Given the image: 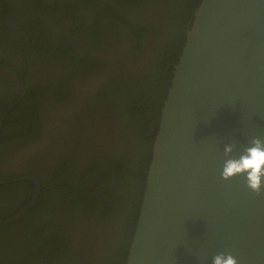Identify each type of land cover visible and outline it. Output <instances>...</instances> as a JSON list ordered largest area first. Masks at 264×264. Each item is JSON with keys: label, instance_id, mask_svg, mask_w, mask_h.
I'll return each mask as SVG.
<instances>
[{"label": "flooded vegetation", "instance_id": "af4514ba", "mask_svg": "<svg viewBox=\"0 0 264 264\" xmlns=\"http://www.w3.org/2000/svg\"><path fill=\"white\" fill-rule=\"evenodd\" d=\"M192 1L0 0V218L38 184L0 224V264H92L130 235L135 117L159 121Z\"/></svg>", "mask_w": 264, "mask_h": 264}, {"label": "water", "instance_id": "95a60500", "mask_svg": "<svg viewBox=\"0 0 264 264\" xmlns=\"http://www.w3.org/2000/svg\"><path fill=\"white\" fill-rule=\"evenodd\" d=\"M264 138V0H200L174 65L124 264H264V195L221 179ZM3 181H0L2 184ZM29 204L0 224L19 220Z\"/></svg>", "mask_w": 264, "mask_h": 264}, {"label": "trees", "instance_id": "16d2710c", "mask_svg": "<svg viewBox=\"0 0 264 264\" xmlns=\"http://www.w3.org/2000/svg\"><path fill=\"white\" fill-rule=\"evenodd\" d=\"M199 2H200V0L192 1L193 4L191 6V10L193 9V11H194L196 9V7L198 6ZM192 17H193V14L191 13L190 18L187 21H185V20L183 21V23L185 24V29H188L190 27ZM182 43H184V40ZM182 46H183V44H182ZM169 83L170 82L167 81L166 84L168 85ZM162 94L165 95L166 91H162ZM132 107H137V109L135 110L136 111L135 115L143 116L144 113L146 114V107L145 106L140 105L139 103H133ZM161 107H162V102L156 107V113L159 111V109ZM151 108H150V110H151ZM152 114H153V116L155 115L154 112H152ZM135 119H136V125H137L136 126L137 135H136V137H133V140L136 142L138 141L139 143H136L133 149L128 150L129 152L127 153L126 156H133L135 160H137L138 162L140 161L143 164L142 170L144 173H142V171L139 172L142 175V182H141L140 187L143 186V188L141 189L140 197L137 196V204H136V211H137L136 218H137L139 206H140V202H141V198H142V193H143V189H144V184H145L144 183L145 176H146L148 165H149L150 158H151L152 142L154 140V136L156 134L157 127H158V117L155 119V121L157 120V122L154 124V127H153V122H152L153 117L151 120H149V118L147 117L146 122L142 121V118L138 119L135 117ZM149 134H150V136H149ZM118 163H120V164H118ZM118 163L115 162L112 164V165L116 164L114 169L119 170V171H125L127 173L129 171H131L132 166H130V165L132 163H127L126 161H122V162H118ZM140 170H141V164H140ZM136 218H135V220H136ZM129 228H130V225L128 228H123L122 230H120L122 232L120 234V238H117V241L111 247L108 256H103L102 258H100L98 256L95 258V260L92 264H124L125 259H126V255H127V251H128V247H129V244H130V241H131V238L133 235V230H134L132 227V230H131L130 235H129ZM46 246H51V244H48Z\"/></svg>", "mask_w": 264, "mask_h": 264}, {"label": "clouds", "instance_id": "9594fccd", "mask_svg": "<svg viewBox=\"0 0 264 264\" xmlns=\"http://www.w3.org/2000/svg\"><path fill=\"white\" fill-rule=\"evenodd\" d=\"M236 143L225 145V159L221 179L228 181L237 176L245 179V186L257 196L264 195V138L253 137L238 157L232 153ZM211 264H238L231 252H220L212 257Z\"/></svg>", "mask_w": 264, "mask_h": 264}, {"label": "rangeland", "instance_id": "374dc122", "mask_svg": "<svg viewBox=\"0 0 264 264\" xmlns=\"http://www.w3.org/2000/svg\"><path fill=\"white\" fill-rule=\"evenodd\" d=\"M4 235V234H3ZM5 235L2 237L1 235H0V248H1V246H3L2 244H5V245H9L11 248L12 247H14V243H11V241H7L6 239H5ZM5 240H4V239ZM7 238V237H6Z\"/></svg>", "mask_w": 264, "mask_h": 264}]
</instances>
